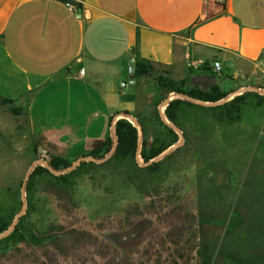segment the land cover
<instances>
[{
  "label": "rangeland",
  "instance_id": "obj_1",
  "mask_svg": "<svg viewBox=\"0 0 264 264\" xmlns=\"http://www.w3.org/2000/svg\"><path fill=\"white\" fill-rule=\"evenodd\" d=\"M204 68L205 76L174 88L219 86L223 77L209 65ZM248 76L234 87L227 81L228 98L219 105L244 96L243 105L224 110L227 117L202 108L219 105L196 104L201 109L190 120L184 111L181 144L153 162L160 163L153 172L139 168L146 166L140 156L135 162H115L111 134L109 148L55 175L65 178L41 174L31 179V172L24 193V241L0 242V264H264V94L240 92L246 86L264 89V64ZM166 82L152 65L149 74L137 78L135 108L113 117L127 113L141 128L145 125L148 142L155 137L167 142L170 137L155 116L163 122L164 98L185 93ZM1 103L19 112L11 100ZM139 141L141 150L143 133ZM27 160L0 151V185L10 189L0 197L3 206L16 197L21 208ZM137 226L141 230L135 237L121 238Z\"/></svg>",
  "mask_w": 264,
  "mask_h": 264
},
{
  "label": "crops",
  "instance_id": "obj_2",
  "mask_svg": "<svg viewBox=\"0 0 264 264\" xmlns=\"http://www.w3.org/2000/svg\"><path fill=\"white\" fill-rule=\"evenodd\" d=\"M137 57L173 81L218 60L234 87L264 64V0H0V100L19 108L0 104V151L86 156L135 108L137 77L120 81Z\"/></svg>",
  "mask_w": 264,
  "mask_h": 264
},
{
  "label": "trees",
  "instance_id": "obj_3",
  "mask_svg": "<svg viewBox=\"0 0 264 264\" xmlns=\"http://www.w3.org/2000/svg\"><path fill=\"white\" fill-rule=\"evenodd\" d=\"M152 65H154L152 62L136 58L135 59V74L134 76L137 78H141L142 76H145L149 74L150 69L152 68ZM167 78V77H166ZM185 80L181 81H173L171 79L167 78L166 85L171 90H176L179 92H184L185 94H188L189 96L205 100V101H216L221 99L226 95V92L221 90L218 85L216 84H210L208 86H205L203 88L197 89V88H191V89H182L180 87L174 88L175 85L183 83ZM258 95L257 93H255ZM261 96V95H258ZM243 95L240 97H236L229 103L225 105H219L212 109L211 107H202L205 108V110L213 111L216 110L219 111V114L221 112V116L227 117L228 115L224 110L229 109L231 106H235L237 103L240 102V105H243ZM201 109L199 105H196L194 103H191L189 101H185L182 99H173L169 102L167 107L165 108V115L169 121L174 123L181 131L185 133L186 131V125L184 124L187 116L188 119H194L196 116V111ZM188 111V115L186 116V113L184 111ZM223 113V115H222ZM155 119L158 121V123L163 127L164 134L168 135L170 139L167 142L160 141L157 137H155L151 142H148V140L145 138L146 135V128L143 123L142 124V133H143V145L142 149L140 150V157L141 159L146 162L150 160L151 158L157 156L162 151H164L168 146H170L172 143H174L177 140V134L175 131L165 125L158 116H155ZM111 122V120H110ZM115 135L117 144L115 147V151L113 153V160L115 162L120 161H126V160H133L135 162V153H136V146L138 141V129L127 119L120 118L115 122ZM111 143L110 136L108 135L103 141L100 142V144L93 148L87 155H96L99 150H101L102 147H105V149L109 148ZM47 162L53 169H59L62 167H66L70 164L71 161H68L67 159L55 155H50L47 159ZM160 163H152L151 165H146L143 167H139L144 172H153L155 168ZM138 167V166H137ZM45 174L48 178L51 179H60L65 178L62 176H55L52 173L48 171L47 168L42 166H36L31 174L32 177H35L37 175ZM149 178V177H148ZM5 193H10V189L6 188L4 190H0V197L1 195ZM12 204H9L7 206H3L0 204V232L4 231L10 222L12 221L13 217L15 216L16 212L18 211V206L15 204L16 197L12 199ZM23 217L25 215H22L17 224L14 227V230L5 238L1 239L0 242L3 241H12V242H23L24 241V234L22 232L23 228ZM173 224H170V228L173 227Z\"/></svg>",
  "mask_w": 264,
  "mask_h": 264
},
{
  "label": "water",
  "instance_id": "obj_4",
  "mask_svg": "<svg viewBox=\"0 0 264 264\" xmlns=\"http://www.w3.org/2000/svg\"><path fill=\"white\" fill-rule=\"evenodd\" d=\"M247 90H252V91H257V92H260L261 94H264V89H261L260 87H257V86H246V87H243L242 89H240V92L242 91H247ZM186 98L187 100H190L191 102L195 103V104H200V105H203V106H215V105H219V104H222L224 103L228 97H223L219 100H216V101H205V100H200V99H196V98H193L189 95H186V94H182V93H172L171 95H169L168 97L164 98V100L162 101V104L160 106V109H159V113H160V117L161 119L163 120V122L171 127L175 132H177V134L179 135V138L176 142H174L172 145H170L169 147H167L164 151H162L160 154H158L157 156L151 158L150 160L144 162V161H141V163L143 165H149V164H152L153 162H156L158 160H160L165 154H167L168 152L174 150L178 145L181 144L182 140H183V134H182V131L174 124L172 123L171 121H169L167 119V117L165 116L162 108L164 106H167L169 104V102L174 99V98ZM165 104V105H163ZM122 117V118H127L129 120V122H131L137 129H138V132H139V135H138V139L141 140L142 138V128H141V125L138 123V121H136L134 118H132L129 114L127 113H119L117 114L115 117H113L111 120L113 122V124H111V128H110V134H111V137H112V141H113V145H112V149L111 151H113L116 147V144H117V140H116V135H115V122L117 121L118 117ZM136 157L138 158L140 156V141L138 142V145L136 147V153H135ZM84 157V156H83ZM83 157H80L74 161H72L71 165H69L67 168H64V169H53L49 163L47 162V159H43V158H38L36 160H34L30 166L28 167L24 177H23V180H22V185H21V194L23 195V202H22V206L21 208L19 209V211L16 213L13 221L8 225V227L0 232V239L6 237L14 228L15 224L17 223V221L19 220V218L21 217V215L24 213L25 211V207H26V204H25V199H24V193H25V184H26V181L28 180L29 178V175L31 174L32 170L37 166V165H42L44 166L45 168L48 169V171L54 175H59V174H64L68 171H70L73 167H75L76 165H78L80 163V161L83 159ZM141 229H140V226H137L135 227L133 230L129 231L128 233L124 234L123 236H121L122 239H129V238H133L137 235V232H139Z\"/></svg>",
  "mask_w": 264,
  "mask_h": 264
},
{
  "label": "built area",
  "instance_id": "obj_5",
  "mask_svg": "<svg viewBox=\"0 0 264 264\" xmlns=\"http://www.w3.org/2000/svg\"><path fill=\"white\" fill-rule=\"evenodd\" d=\"M225 1L226 0H214V2L219 3V4H222ZM191 65L193 66L194 63ZM206 65H209V67L215 72H219L221 70V65H220V62L218 60H214V61H212ZM134 74H135V58H130L127 66H126V76L120 81V89L121 90H123L125 87H127L129 85L135 84L136 78H135ZM111 124H113L112 121L110 122V125ZM110 128H111V126H110Z\"/></svg>",
  "mask_w": 264,
  "mask_h": 264
},
{
  "label": "flooded vegetation",
  "instance_id": "obj_6",
  "mask_svg": "<svg viewBox=\"0 0 264 264\" xmlns=\"http://www.w3.org/2000/svg\"><path fill=\"white\" fill-rule=\"evenodd\" d=\"M123 236V235H122Z\"/></svg>",
  "mask_w": 264,
  "mask_h": 264
}]
</instances>
